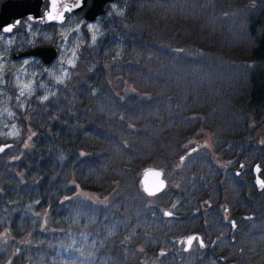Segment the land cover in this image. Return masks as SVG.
Segmentation results:
<instances>
[{
  "label": "trees",
  "instance_id": "1",
  "mask_svg": "<svg viewBox=\"0 0 264 264\" xmlns=\"http://www.w3.org/2000/svg\"><path fill=\"white\" fill-rule=\"evenodd\" d=\"M103 25L52 93L13 104L19 131L0 136L10 142L0 150V264H146L165 246L153 264H264V187L251 172L246 194L238 185L221 197L180 182L148 194L139 183L143 166L177 156L198 128L237 151L246 137L264 175V0H125ZM218 201L235 226L205 212ZM192 230L206 245L170 252L167 234Z\"/></svg>",
  "mask_w": 264,
  "mask_h": 264
},
{
  "label": "rangeland",
  "instance_id": "2",
  "mask_svg": "<svg viewBox=\"0 0 264 264\" xmlns=\"http://www.w3.org/2000/svg\"><path fill=\"white\" fill-rule=\"evenodd\" d=\"M44 1L43 6L46 3V0ZM124 5L125 0H113L106 11L94 19H86L82 11H79L70 14L65 21L51 26H44L37 20L23 16L16 23L17 29L13 32L0 31V136L6 134L5 136L12 137L19 131V125L13 113V104L23 106L26 98L32 93H36L40 98H45L52 93L55 90V82L65 81L70 75L79 47L85 42L91 43L101 38L106 29L103 25L105 16L113 10L122 11ZM90 24L94 26L91 29L88 27ZM34 41L49 42L57 47L56 57L51 62L44 63L35 57H30L31 55L10 56L12 49ZM6 72L11 73L15 85L12 92L7 85ZM129 89H132V85L125 81L122 90ZM261 129L258 127V130ZM204 131L203 133L206 134L207 129ZM76 192L93 199L100 197L96 192L80 187L76 188ZM4 233H6L5 230L1 231V234ZM145 261L146 264H153L155 260L151 257Z\"/></svg>",
  "mask_w": 264,
  "mask_h": 264
},
{
  "label": "flooded vegetation",
  "instance_id": "3",
  "mask_svg": "<svg viewBox=\"0 0 264 264\" xmlns=\"http://www.w3.org/2000/svg\"><path fill=\"white\" fill-rule=\"evenodd\" d=\"M1 1L2 0H0V2ZM112 1L113 0H108L104 3L103 5L104 11L102 13L106 11L107 7ZM84 9L85 7L74 12L82 11V14H84ZM74 12L66 13L65 19L63 21H65L66 18ZM18 21H15L14 18H11L6 28V29L10 28V30L0 29V31L4 33L13 32L15 29H17L16 23H18ZM46 23L48 22H44L41 24H46ZM49 23H50L49 26H51V25H55L58 22H49ZM48 44L49 42L47 43L45 41H34L26 45H21L15 49H12L10 51V56L26 57L28 55H17L16 53H19L24 49H27L32 46L48 45ZM30 57H35L41 61V58L39 56L31 55ZM6 75L7 72L5 73V76ZM199 130L197 129L195 132H192L189 135H187V137L182 142L184 148L177 156H175L172 159H169V161L167 162H163L162 165L159 166L161 169V175L165 180L164 187H167L171 183L176 184L177 182H180L181 185L186 189L192 188L193 190H198L205 195H209L210 193H212L219 195L218 197H221L223 192V187L229 189L231 187H237L239 185V187L243 190V193L246 194L249 172L252 173L251 178L253 182L255 176V173L253 171L254 162H252V164L249 165V160L246 150V139H245L246 137L243 138L241 149L237 151L236 148L229 149L228 143L224 145H218L217 143H215L212 140L211 134L208 130L206 134L203 133L205 132L204 128H201ZM5 135L6 134H4L3 136ZM7 142L8 141H5V143ZM181 154H183V156L181 159H179ZM255 162H257L259 165L258 173L262 178H264L261 163H259L258 161ZM167 189L170 191V188ZM173 198L174 195L172 194L170 200L172 201ZM200 203L202 206H208L210 204L206 196L200 199ZM205 212H207L209 216L212 215V217L216 221L228 220L232 226H235V222L233 224L231 221V219L235 221L234 217L229 215L228 209L224 207V204H222L220 201H218V208L216 211L217 213L215 215L212 214L211 210H206ZM176 214H177L176 212L172 211L171 213L164 215L172 217L175 216ZM241 214H244V212H241ZM226 229L227 228L225 225H219L216 228V231L213 233V236L214 237L222 236L225 233ZM190 233H194V236L191 239L187 249L190 247H194L195 245H200V246L206 245L205 238L202 236L201 232L197 230H192L189 232H184L179 234L169 233L167 234L168 235L167 237L169 238L168 241L170 242L169 245L176 246V248H174L170 252L174 251L180 253L181 250L184 249L183 248V245L185 243L184 236ZM223 244H224L223 242L218 243V245H223ZM167 251H168L167 246L161 247L156 251V254L152 255V257H154V260H156L155 258L158 255L164 254ZM216 257L217 260L221 262L230 261V259H227L222 254L219 255L217 254Z\"/></svg>",
  "mask_w": 264,
  "mask_h": 264
},
{
  "label": "water",
  "instance_id": "4",
  "mask_svg": "<svg viewBox=\"0 0 264 264\" xmlns=\"http://www.w3.org/2000/svg\"><path fill=\"white\" fill-rule=\"evenodd\" d=\"M44 0H2L0 2V29H6L10 19L14 18L18 21L21 17H26L32 20H38L41 23L44 22H61L65 19V13H71L77 11L83 7L84 17L86 19H94L97 15L104 11V3L108 0H55V6L57 8L56 16L63 14V20L60 19H48V15L52 10L54 0H46V5L43 6ZM67 9V10H66ZM17 55H35L41 58L44 63L51 62L57 54V48L51 44L48 45H36L24 49L23 51L16 53ZM7 143H0V150L5 147ZM183 154L179 157L181 159ZM259 165L257 162L253 164V171L255 173L254 182L258 188L264 187L260 181H264V178L258 173ZM152 173V176H149ZM139 183L142 189L148 193L153 194L163 188L165 180L161 175V169L158 166L147 164L140 169ZM164 214L171 213L168 208L163 209ZM246 216V213L244 214ZM234 223V220L231 219ZM194 233L184 236L185 243L183 248H187Z\"/></svg>",
  "mask_w": 264,
  "mask_h": 264
},
{
  "label": "snow or ice",
  "instance_id": "5",
  "mask_svg": "<svg viewBox=\"0 0 264 264\" xmlns=\"http://www.w3.org/2000/svg\"><path fill=\"white\" fill-rule=\"evenodd\" d=\"M56 12H57V8L55 6V0H54L52 10H51V12L48 15V19L49 20H52V19H60V20H63V14L61 13L59 16H56L55 15ZM88 27H89V29H91L94 26L90 24V25H88ZM6 30H10V28L9 29H6ZM152 175H153L152 173H149V176H152ZM260 183L262 184V186H264V181H260Z\"/></svg>",
  "mask_w": 264,
  "mask_h": 264
}]
</instances>
